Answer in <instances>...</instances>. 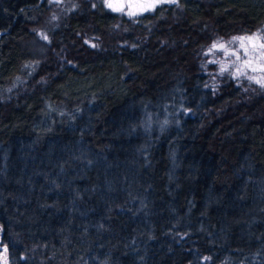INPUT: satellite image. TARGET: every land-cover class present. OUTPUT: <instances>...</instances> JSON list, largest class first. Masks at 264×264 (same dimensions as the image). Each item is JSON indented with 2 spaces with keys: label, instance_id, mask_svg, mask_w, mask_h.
Returning a JSON list of instances; mask_svg holds the SVG:
<instances>
[{
  "label": "trees",
  "instance_id": "trees-1",
  "mask_svg": "<svg viewBox=\"0 0 264 264\" xmlns=\"http://www.w3.org/2000/svg\"><path fill=\"white\" fill-rule=\"evenodd\" d=\"M52 15L0 0V257L264 264V89L222 71L264 0Z\"/></svg>",
  "mask_w": 264,
  "mask_h": 264
},
{
  "label": "rangeland",
  "instance_id": "rangeland-1",
  "mask_svg": "<svg viewBox=\"0 0 264 264\" xmlns=\"http://www.w3.org/2000/svg\"><path fill=\"white\" fill-rule=\"evenodd\" d=\"M48 9L53 13L52 18H57V14L65 4V0H45ZM105 7L111 12L126 15L128 17H136L146 12L154 10L156 7L168 4H156L153 8L143 10L140 6L145 3V0H103ZM109 3L113 4V7H122V11H115L108 6ZM132 7H129V5ZM132 12L133 15L128 13ZM242 37L251 38L239 40L232 46H226L223 50V63L222 68L224 71L230 72L234 77L241 78L249 83H253L260 88H263L260 84L256 83V80L264 79V32H256L254 34L245 35ZM256 69V71H253ZM254 77L255 79H249ZM3 257L7 259V253L3 250Z\"/></svg>",
  "mask_w": 264,
  "mask_h": 264
},
{
  "label": "snow or ice",
  "instance_id": "snow-or-ice-1",
  "mask_svg": "<svg viewBox=\"0 0 264 264\" xmlns=\"http://www.w3.org/2000/svg\"><path fill=\"white\" fill-rule=\"evenodd\" d=\"M175 2H177V0H145V3L142 4V5H140V6L143 8V10H148L150 8H153L156 4L175 3ZM108 6L110 8H113V10H115V11H122L123 10L122 7H113V4L112 3H109ZM129 7H132V5L130 4ZM128 14L129 15H133L132 12H129ZM45 39H46V37H45ZM237 39L243 41L244 39H251V38L240 37V38H237ZM212 47L215 48V47H217V45L214 44ZM219 47L221 49H223L224 48V45L221 44V45H219ZM261 47L264 48V45H261ZM223 70L224 69L222 68V71ZM261 70H264V69H261ZM253 71H256V69H253ZM249 79H255V78L254 77H249ZM255 82L258 83V84H260L262 87H264V79L256 80ZM4 251L6 252L7 249L5 248ZM0 260H3V264H7L6 258L0 257Z\"/></svg>",
  "mask_w": 264,
  "mask_h": 264
}]
</instances>
